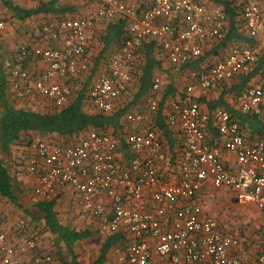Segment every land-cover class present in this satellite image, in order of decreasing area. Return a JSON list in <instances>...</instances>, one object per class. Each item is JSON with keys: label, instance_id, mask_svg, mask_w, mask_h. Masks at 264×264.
<instances>
[{"label": "built area", "instance_id": "2783aa9c", "mask_svg": "<svg viewBox=\"0 0 264 264\" xmlns=\"http://www.w3.org/2000/svg\"><path fill=\"white\" fill-rule=\"evenodd\" d=\"M230 1L253 43L236 44L205 70L189 73L184 97L172 101L165 117L179 134L175 147L166 146L156 127L142 128L140 113L127 115V161L118 137L103 130L88 129L60 142L36 134L23 144L30 152L18 161L33 182L30 199H52L60 187L69 189L82 221L123 235L124 246L112 264H264V222L255 223L259 246L247 247L223 229L218 217L204 212L200 198L207 184L225 187L237 205H252L264 214V138H249L231 111L204 110L192 95L207 96L240 73L254 71L264 55L262 0ZM98 20H124L126 27L125 38L85 96L103 113L114 108L140 72L146 41H157L172 70L180 72L205 47L221 41L228 24L225 10L209 0H97L90 14L48 18L18 40L5 59L10 98L24 102L23 108L28 101L35 108L65 107L89 70L90 55L102 46L101 39L90 36ZM6 24L0 10L1 34ZM257 70V81L237 93L236 103L241 113L264 121V65ZM161 87L157 76L145 100L151 113ZM211 128L218 135L213 143ZM224 151L235 155L232 167L226 166ZM13 226L0 230V264L57 263L45 238L25 219Z\"/></svg>", "mask_w": 264, "mask_h": 264}, {"label": "crops", "instance_id": "0c3cea01", "mask_svg": "<svg viewBox=\"0 0 264 264\" xmlns=\"http://www.w3.org/2000/svg\"><path fill=\"white\" fill-rule=\"evenodd\" d=\"M14 4L19 5L25 9H32L35 7L40 6L43 3H46L50 0H11ZM230 1V0H229ZM212 5H217L222 8H224L223 4L220 1L217 0H210L209 1ZM231 5L232 2L230 1ZM262 9L264 11V0L261 2ZM97 5V0H58L57 1V6L64 8L65 10L61 13H38L31 15L29 17H26L25 19H17L14 13L9 10L1 1H0V10L3 12V14L6 17L7 20V29H9L10 22L16 23L17 25H21V27H24L22 30L25 34L20 32L19 36H26L29 35L30 30L35 28L36 26H39V23L48 19V18H56L60 16H68V17H82L90 14L93 12L94 8ZM233 6V5H232ZM114 20H98L94 26V28L90 31V36H92L95 40L96 39H101L104 37V34L106 32V28L109 24L112 23ZM236 26L238 28V31L243 33L244 35L247 36V32L244 28L243 20L241 19L240 15L236 14ZM9 27V28H8ZM6 29V30H7ZM229 30V20L228 24L226 26V32L225 35L227 34ZM32 32V31H31ZM3 33H6L3 32ZM14 37H10L13 36ZM7 38H15L16 35L13 32V30L9 31L6 34ZM153 43V42H152ZM158 43V42H157ZM154 46L152 47L153 55L155 57V60H157V64L155 65L152 75H151V81L150 85L147 87V90L145 93L137 100L134 101L130 109L125 112V114L121 117V127L119 129L120 134L123 138H119V147H120V154L127 161L128 159V153L126 150V146L124 145V132L127 131L130 127L128 126L127 123V115L132 114V113H140L144 116L143 122L140 123V126L142 128H147L150 126H154L157 128L158 133L160 134L163 142L166 144V146L171 149L172 147H175L177 143L180 142V137L178 132L175 129H172L169 127L165 121L166 117V112L169 109L170 104L172 101L176 99H180L184 97V89L185 85L189 83L190 80H188L189 73L193 71H200V70H205L211 63L215 61V59L219 56L227 54L231 48L236 45V44H245L242 40L238 41L235 39H231L229 41L221 42V41H215L212 45L207 46L204 48V55L202 58L198 59L197 61H191L186 67H183V70L180 72H175L172 70V66L167 62V60L164 58V54L162 52V49L159 45V43L156 45V43H153ZM119 44L117 45H112L105 53H102V48H103V42L102 46L96 50H94L93 54L90 55V66L89 70L87 73H85L82 76V82L81 84L84 85L83 87L89 88L91 84L95 80H97L100 76V72L104 69L106 61L113 55V52L115 51L116 47H118ZM144 47V46H143ZM145 49V48H144ZM143 51V50H142ZM140 53V63L144 62V59L142 57L143 53ZM264 56V55H263ZM261 57V59L263 58ZM260 62V60H259ZM264 65V64H263ZM262 65V66H263ZM258 70L255 69L254 71L250 73H240L239 75L235 76L233 79L226 81L223 86L216 90L211 92L209 95L200 97L198 93L192 94L193 97L197 94V99L201 102V106L204 110H211L216 107H224L218 104L220 100L226 104V109L232 112L233 115L239 120L242 130L244 131L245 135H247L249 138L251 137H256L259 136L257 130H259V126L255 122H251L250 118L247 117L249 114H244L241 113L238 110V105L236 103V95L237 93L242 90L243 88L247 87L249 84H254L257 81L258 77ZM160 77L162 80V87L158 91L157 96H158V107L157 110L154 113H151L148 111V107L146 104V98L149 97L152 93L151 85L152 81L155 77ZM132 78L131 85L126 89V91H123V93L119 96V102H128L131 103L133 101V98L136 94V92L139 89V77ZM87 92V91H86ZM218 102V103H217ZM217 103V104H215ZM28 105H31V102H27ZM209 104H214L212 108L209 107ZM87 107L90 108L88 104H84V108L88 109ZM32 109H36L32 107ZM251 116V115H250ZM253 116V115H252ZM242 117V118H241ZM259 117V116H258ZM259 119V125L260 127L264 128V121L261 118ZM160 120V121H159ZM162 123L165 125L167 128V131L170 136V140H167V138L164 135L163 129L160 126L159 123ZM123 124V125H122ZM126 126V127H125ZM127 128V129H126ZM124 129V130H123ZM47 136V135H44ZM56 137H49V139L54 140L55 142H60L59 140H65L64 138L57 137V135H54ZM48 137V136H47ZM216 137H218L217 132L214 128H211L209 131V142L213 143L216 142ZM17 146V147H16ZM13 148L11 147L10 151L5 153L1 152L0 156H2L4 159L6 158L8 164H9V171L12 172L13 174V181H14V186L16 187L18 194L21 196L22 199L26 200L27 196L30 195V188L32 185V179L25 173L24 170L21 168V164L19 163V156H21L23 159L28 156L30 152V148L27 145H22V144H17ZM223 159L225 160V164L227 167H232L234 165L235 161V155L232 152L224 151L223 153ZM17 162V163H16ZM211 190L210 192L214 194V196L211 197L212 199V204L207 202L204 204V212L213 214L214 216L218 217V219L222 222L223 229L225 231L230 232L233 235L240 236L244 242V244L247 247H255L259 246V240H258V233L257 230L255 229V223H262L264 222V214L253 207L252 205L249 206H239L235 203L232 197V193L229 189L225 187H214L210 184L205 185L201 189L200 193V198L204 200V196L206 194V190ZM223 193V195H220V193ZM217 194V195H216ZM18 195V199H19ZM26 196V197H25ZM26 198V199H25ZM54 198H57V201L55 203V211H56V216L57 219L70 227H74L77 230L80 229H85L90 231L88 226L84 225H75L77 224L78 221H81L80 218L78 217L77 213L76 216L73 215V208H72V203H74L71 199L70 191L69 189L60 187L59 190L55 193ZM29 199V198H28ZM27 199V200H28ZM208 199V196L206 200ZM217 200L216 203L217 206L214 205V200ZM30 200V199H29ZM45 199H41L36 201H30L31 205H34L32 208H28V206L25 207V205L21 206V208H16V211L18 213V217L20 219H30L34 222L33 219L36 217L42 216L41 212L36 206V203L42 202ZM49 200V199H48ZM20 202V200H19ZM23 202V201H22ZM27 204H30L26 202ZM61 203L64 205L62 212L64 214L63 217H65V222L61 220L60 214L58 213L57 209V204ZM205 203V202H204ZM24 204V202H23ZM76 209V208H75ZM23 210H29L31 216H25L26 214L23 212ZM65 210V211H64ZM5 214V213H4ZM1 214L0 216L4 215ZM62 217V218H63ZM19 219V218H18ZM238 219H242L244 223L238 224L237 221ZM42 222L43 220L40 219ZM27 221V220H26ZM39 221V222H41ZM16 221H14L15 223ZM32 222V223H33ZM41 224L43 225V223ZM11 223L9 227L5 228L6 230L10 229V227H14L13 224ZM30 228H33L35 226V223H29L27 222ZM74 223V224H73ZM32 224V225H31ZM38 224L37 226L39 228H42V225ZM85 224H87L85 222ZM243 224V225H242ZM92 230L94 233H104L102 236L101 242L99 243V250L98 252L95 251L92 253V249L87 245L88 249L87 251L80 250L78 245L80 241H83V239H80L75 242L74 247H73V253L71 254H63V259L65 260H70L72 256L75 257L76 261L82 264H89L96 260V258L99 256L101 246L103 245L104 241L106 240L107 234L103 229H98L96 228L97 226H93ZM92 233V231H90ZM93 234V233H92ZM90 237V236H89ZM84 238V239H88ZM45 246L48 248L50 247L52 249L53 254L55 253L54 247L49 244L46 239H45ZM124 246V239L119 240L115 245L111 246L105 254L104 262L102 264H112L114 261V258L116 256V253L122 249ZM78 247V248H77ZM46 248V247H45ZM95 255V259H94ZM58 261V260H57ZM156 261L159 263L161 262L159 259H156ZM59 262V261H58ZM57 262V263H58ZM56 263V264H57ZM60 264V263H59ZM161 264V263H159ZM165 264V263H162Z\"/></svg>", "mask_w": 264, "mask_h": 264}, {"label": "trees", "instance_id": "16d2710c", "mask_svg": "<svg viewBox=\"0 0 264 264\" xmlns=\"http://www.w3.org/2000/svg\"><path fill=\"white\" fill-rule=\"evenodd\" d=\"M0 1L14 13L17 19L21 20L38 13H61L65 10L64 8L57 6L58 0H50L32 9H25L14 4L11 0ZM217 1H220L223 4V9L229 20V30L221 42L235 39L238 41L242 40L245 44L253 43V40L248 35L246 36L238 31L236 26L237 9L231 5L229 0ZM125 36V21H112V23L107 26L104 37L102 38L103 48L101 52L105 53L112 45L120 44ZM152 42L156 43V45L158 44L155 40H148L141 49V51L143 50L142 57L144 62H142V64L140 63V72L135 77H139V89L136 92L133 101L131 103L124 101L119 102L118 99L117 104L108 113L99 112L93 107H87L88 109L84 108V104L87 103L85 96L88 88L83 87L84 85L82 84L73 92L69 103L60 109L45 107L44 109L34 110L31 107H19L17 105L18 102L15 105V102L10 98L8 93L5 57L3 51L0 49V154L1 152H9L11 147L14 148L19 143L22 145L28 143V141H31L36 134L47 135L49 137H56L54 135H57V137L71 140L88 129H96L111 132L116 135L118 139L123 138L119 131L121 127V117L130 109L131 104L134 101H137L145 93L147 87L150 85L153 69L157 64V60H155L152 51V47L154 46ZM203 55L204 52L198 58L193 59L192 62L202 58ZM263 64L264 56L260 59L257 69L261 68ZM131 82L132 81L128 82L126 89L131 85ZM218 102V104L226 108V104L222 102V100ZM213 106L214 104H209L210 108ZM247 117L250 118L251 122H255L259 126V130L256 132L260 134V137L264 138V128L260 127L259 119H257L258 116L247 115ZM159 124L162 127L167 140H170L165 125L162 121ZM8 168L9 164L6 158L4 159L0 156V196L10 200L16 207L21 208V206H19L18 191L13 182V175H11ZM56 201L57 198H52L36 203L42 216L33 219L34 222L30 219L26 220L29 223H35L32 230L36 232L41 239L46 237H50L52 241L55 239V245L56 247H59V253L57 254L55 251L54 256L56 254L58 255L57 258H55L60 264H82L77 262L74 256H72L70 260L63 259L62 253H73L75 242L91 236L92 233L85 229L77 230L74 227L61 223L56 216ZM23 212L26 214L25 216L30 214L28 210H23ZM31 215L32 214L29 216ZM40 219H42L43 222ZM39 221L43 223V229L37 226ZM122 239L124 238L121 233H108L106 240L101 246L99 256L89 264H102L104 262L103 260L106 251Z\"/></svg>", "mask_w": 264, "mask_h": 264}, {"label": "rangeland", "instance_id": "374dc122", "mask_svg": "<svg viewBox=\"0 0 264 264\" xmlns=\"http://www.w3.org/2000/svg\"><path fill=\"white\" fill-rule=\"evenodd\" d=\"M10 27V28H9ZM9 29H7L6 30V33H0V49L3 51V53H4V57H5V59L7 58V57H9L12 53H13V51L16 49V45H17V42H18V40L22 37V36H19L20 35V32L22 31V33L23 34H25L24 32H23V28L24 27H21V25H17V22L14 24V23H12L11 24V22H10V25H9ZM11 30H13V32L15 33V35H16V37L15 38H7V36H6V34L9 32V31H11ZM10 37H14V35L13 36H10ZM21 104H18L17 103V105L19 106V107H23L24 105H25V103L24 102H20ZM87 104V103H86ZM15 105H16V103H15ZM35 104H33V105H28L27 103H26V106H29V107H33ZM89 105V104H88ZM90 106V105H89ZM36 106H34V108H35ZM90 108H91V106H90ZM36 109H44V106H38L37 105V108ZM44 136V135H43ZM61 140V139H60ZM66 140V139H65ZM68 140H70V139H68ZM17 147V146H16ZM16 147H14V148H16ZM13 149V148H12ZM14 182V181H13ZM211 190H206L205 192H206V194H205V196H204V200L205 201H203V199L201 198V200H202V202H201V204H202V206H203V208H204V204H206L207 202H209V203H211L212 204V199H211V197L212 196H214V194H212L211 192H210ZM220 193V192H219ZM19 195V194H18ZM21 195V194H20ZM19 195V200H20V205L22 206H24L25 205V207L26 206H28V208H32L34 205H31V203H30V201H33V200H31L30 199V197L29 196H27V199L26 200H24V199H22L21 198V196ZM217 195V194H216ZM220 195H223V193H220ZM207 196H208V199L206 200V198H207ZM26 197V196H25ZM24 202V204H23V202ZM26 202H28V203H30V204H27ZM205 202V203H204ZM217 202V200L215 199L214 200V205L215 206H217V204L218 203H216ZM63 207H64V205H62L61 203H59V204H57V209H58V213L60 214V217L62 216H64V214H63V212H62V209H63ZM16 208L18 209V207H16L10 200H8V199H6V198H3V197H1L0 196V215L1 214H4V215H2V216H0V230H2V229H5V228H7V227H9V225L11 224V223H14V221H17L18 220V218L20 219V217H18V213H17V211H16ZM72 210H73V212H74V214L73 215H75L76 216V213H77V209H75V206H74V204H72ZM29 211V210H28ZM65 211V210H64ZM211 215H213V214H211ZM61 217V220L63 221V222H65V217H63L62 218ZM81 220V219H80ZM237 223L238 224H241V223H244V221L242 220V219H238V221H237ZM15 224V223H14ZM37 224H41V222H39V223H37ZM74 224V223H73ZM32 225V224H31ZM42 225V224H41ZM75 225H84V226H88L87 224H85V222L84 221H78L77 222V224H75ZM243 225V224H242ZM42 227H43V225H42ZM89 227V229H90V231H92V235L88 238V239H83V241H80L79 242V245H78V247H79V249L80 250H83V251H87V249H88V247H87V245H89V246H93V247H89L90 249H92V253H94L95 251H97L98 252V250H99V243L101 242V239H102V236L104 235V233H100V234H98V233H94V231L92 230L94 227H91V226H88ZM50 236V235H49ZM46 239V241L49 243V244H51V246L52 247H54V250L56 251V253L58 254L59 253V247H56V245H55V239H54V241H52L51 240V238L49 237H46L45 238ZM77 247V248H78ZM55 254V253H54ZM55 255V257L57 258V256L58 255ZM62 254H66L67 255V253L65 252V253H62ZM94 259H95V255H94ZM58 262V261H57ZM57 264H59V262L57 263Z\"/></svg>", "mask_w": 264, "mask_h": 264}]
</instances>
